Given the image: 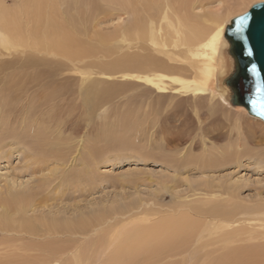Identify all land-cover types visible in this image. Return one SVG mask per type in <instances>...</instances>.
Segmentation results:
<instances>
[{"label": "rangeland", "instance_id": "rangeland-1", "mask_svg": "<svg viewBox=\"0 0 264 264\" xmlns=\"http://www.w3.org/2000/svg\"><path fill=\"white\" fill-rule=\"evenodd\" d=\"M259 1L264 0H136V22L143 28H148L150 16L157 28L165 23L161 12L166 2L173 23L183 20L182 27L177 25L178 38L173 25L165 24L163 30L157 32L160 44L165 43L163 47H151L143 34L137 37L143 47H136V38L128 39L131 44L127 46V41L122 42L116 33L117 28L134 20L130 8H126L125 14L120 10L122 7L112 8L96 0L94 4L106 11L95 13L84 32L78 34L83 47L89 49L80 60H74L78 71L62 70V66L71 63L59 52H38L32 47L23 48V45L6 49L0 44V109H3L0 124L5 120L10 126L22 127L21 130H42L46 139L56 138L51 141L68 154L66 164L50 161L44 170L31 173L28 166L26 168L30 161L23 155L28 152L21 144L3 145L0 147V195L35 189L39 179H48L53 167L57 170L51 175L60 180L62 174L86 169L79 176L81 182L83 176V181L86 180L81 193H71L64 188L71 194L48 199L44 211L39 203L28 212L29 216L40 217V212L46 215L51 208L52 212L60 210L64 220L89 217V232L81 236L78 243L56 240L58 245L67 248L66 258L59 264H264V253L254 258L242 253L222 256L234 246L264 244V216L257 217L264 211V146L260 151L257 137L249 136L252 120L264 123L247 114L249 120L240 119L235 126L238 112L231 109L233 106L228 101L230 107H223L217 96H212L217 91V80L229 70L227 57L223 53L224 56L219 54L217 60L205 61L198 53L188 52L179 37L182 34L183 39L187 36L194 40L198 31L206 38L218 27L224 30L229 19ZM16 6L15 0H0V9L16 13ZM133 54L150 56L161 63L162 67L151 65L149 71L166 75L165 89L123 79L124 73L137 72L128 66L134 56L126 55ZM88 74V80L82 82ZM199 76L202 85L198 90L193 80ZM176 78L181 79L179 84ZM87 93L89 104L85 105L83 97ZM49 145L47 149L52 148ZM225 149H230L229 161L223 153ZM257 164L262 165L258 172L255 170ZM226 186H231L229 198L232 202H238L242 210L246 205L244 218L232 228L257 237L248 243L223 240L211 245L207 243L208 235L217 237L222 229L208 224L212 229L207 228L203 233L200 247H192L194 235L209 221L204 218L205 213L195 214L193 209H204L215 202L222 206L227 195L222 189ZM257 204H263L259 211H255L259 209L255 208ZM75 208L77 212H73ZM239 215L242 216L239 213L237 217ZM193 223L196 228L189 237V226ZM216 226L217 233L213 231ZM172 229H177L172 243L164 242L172 235L168 233ZM165 234L168 236L164 237ZM39 239L44 242L47 238ZM10 240L9 233L0 231V264L49 262L43 256H51L47 250L41 251L42 255L35 251L30 252L34 256L26 255L22 248L14 250L19 244L24 247L26 240L15 242L17 244ZM217 244L220 248L215 252ZM76 248L81 251V257L72 262L68 259Z\"/></svg>", "mask_w": 264, "mask_h": 264}, {"label": "bare ground", "instance_id": "bare-ground-1", "mask_svg": "<svg viewBox=\"0 0 264 264\" xmlns=\"http://www.w3.org/2000/svg\"><path fill=\"white\" fill-rule=\"evenodd\" d=\"M15 1L17 3V6H16L17 12L16 13H11V12L7 11V9H5V10L0 9V44L6 49H8L7 46L20 47L23 45V48L24 47H30V48L32 47V48H34V50H37L38 52H39V50L41 52H44L42 50H46L47 52L53 51V53L59 52V53L63 54L66 58H68L69 62L71 63V64H67V65L62 66V70L78 71L79 67L76 66L74 60L75 59L80 60L79 58H81L86 53L88 54V52H89L88 47H83V45H82L83 43L81 42V39L78 37V34L80 32H84L83 29L86 27L87 23L89 24V20H91V18L95 15V13H100V12L102 13L104 11L103 8H101L100 6L97 7L96 4H94L96 0H15ZM101 1H103L106 5H108L109 7H112V8L116 7V6H118V8L122 7L120 10H124L123 13H125V14L127 13L126 8L129 7L130 10L132 11V13L134 14V20L132 21V23H130L129 25H126L125 27H119L116 30L117 36L121 37V41L122 42L127 41V44H126L127 46H129L131 44V42L129 40L135 39V38L137 39V37H141L140 35L143 34L145 37L146 36L148 37L147 38L148 44L151 47L160 46V45L163 47L165 43H163V45L160 44V42L158 40V39H160L159 38L160 36L158 35L157 32H161L163 30V28L165 27L164 26L165 24H166V26H169V27H172V25H173L172 29H175V32H176L175 36L176 37H177V34L180 33L179 26H177V25H180V27H182L183 20L181 19L178 21L179 18H177V21H178L177 24L173 23V21L169 18V5L167 2H166V7L161 12L162 20H164L165 23L163 25L159 24V26L157 28L154 24L153 17L150 16L149 22L147 23L148 28L146 26H144V28H143L142 26L138 25V22H136L138 20L137 13H136V10L134 7L136 0H101ZM105 4L103 7H106ZM107 11H109V10H107ZM101 15H103V14H101ZM106 15L107 14H105L104 16H106ZM231 19L228 20L227 24L225 25L224 30L222 29V27H218V29L214 33H212L211 35H208L209 33H207L208 36L206 38H202L203 36L201 34V31H198V34L195 33L196 36H194V40H192L193 38H191V40H190V38H187V36H185L183 39L182 34L179 37H181V41H180L181 44L183 41L185 42V49L188 52L198 53L200 55V57L205 59V61L217 60V56L219 54L221 56L225 55L227 57V59L229 61V70L221 79L217 80V86H216L217 91H215V93L213 92L214 94L212 93V96H217V98L220 100V103H222L223 107L226 106L227 108H229L230 107L229 103H230L233 106V107H231V109L235 112H238L237 116H236V120H235V126H236L237 122H239L240 119L241 120L248 119L245 116L247 114H248L247 116L252 118V119H255V117L251 116L247 112L246 108L243 105L234 104L231 101L233 92H232V88H231L229 80L233 76V74L235 73V63H234V59L231 55V52L229 51L230 43L227 40V37L224 36L225 29H226L227 25L230 23ZM217 25H216V27H217ZM176 26L178 28H176ZM144 31L147 34H145ZM181 31H182V28H181ZM105 34H103V35L107 36ZM110 37H112V35H110ZM102 38H105V37H102ZM139 41H140V39H137L135 46L136 47H138V46L143 47V44L141 45V43H139ZM140 42H142V41H140ZM176 48L180 49L181 47L180 48L176 47ZM6 49H4V50L6 51ZM158 50H160V49H158ZM178 51H180V50H178ZM223 53H224V55H223ZM126 56H129V57L134 56V57H132L131 62L128 61L129 62L128 66L136 69L137 72H130V73H127L126 75L124 73L123 79L125 78L128 80H132V81H134V83L135 82L143 83L145 85L152 86V87H155L157 89H165L166 84H165L164 78L166 75L163 76V73L160 74V72H158V71L157 72L154 71L153 73L152 72L150 73V71H149L152 68L151 65H154L155 67H162L160 62H159L160 63L159 64L157 61L153 60L150 56H145V55H139V54L134 55L133 54V55H126ZM146 69H148V70H146ZM158 69H160V68H158ZM172 77H174V76H172ZM88 78H89V74H88V76H86L83 79L82 82L87 81ZM170 78H171V76H170ZM176 81L177 82L181 81V79L176 78ZM176 81H175V83H176ZM201 81H202V78L200 79V76H199V78L195 77V79L193 80V84L195 85V88L198 90L201 89V85H202ZM178 84H179V82H178ZM85 91L87 92V90H85ZM83 102L85 103V105L89 104V93H87L86 96L83 97ZM235 106H237V107L234 108ZM2 112H3V109L1 107L0 116H1ZM40 112H41V110H40ZM37 115H40V113ZM25 118H26V116H25ZM252 122L254 124L249 127V136H251L253 139H255L257 137L256 141H257L259 147L262 148L260 151H263L264 125L263 124L261 125L260 123H257L254 120H252ZM263 123H264V121H263ZM257 125H258V127H257ZM21 128L22 127H20V126H10L4 120L3 125L0 124V147H2L5 144H9L10 142H13L15 144H21V146L25 149V151L28 152L27 154L25 152H23V155L25 158L28 157V162L30 161L29 165L27 163L26 168L28 166L31 173L32 172H40V171L44 170L47 167V164L51 163L52 161H54V162L56 161V163H59L60 165L66 164V162L68 161L67 160V158H68L67 157V155H68L67 151L63 153L62 150L60 149L61 147L56 145L57 144L56 142L51 141V140H54L56 138L50 137V138L46 139V136L44 135V132L42 130H34V129L30 128L29 131H27V130H25L26 128L23 130H21ZM23 131H27V133L25 135L21 134ZM253 132H255V134H257V135L256 136L253 135L252 134ZM49 144H51L52 148L47 149V145H48V147H50ZM236 147H237V150H239L238 144ZM205 149H206V147H205ZM233 149H235V148H233ZM64 150H67V149H64ZM229 151H230V149L223 150V153L226 154L227 161H229V159L231 158V156L229 155L230 154ZM233 153H235V152H233ZM207 158L209 160V157H207ZM209 161L208 162L206 161V163H209ZM235 162L238 163L239 161L235 160ZM82 163L86 164L83 161H82ZM216 164H217V162H216ZM257 165L255 167V170H257V172H258V171H260L262 165H258V166ZM56 166H57V164H56ZM205 166H206V164H205ZM208 167H209V165H208ZM55 170H57L56 167L55 168L53 167L52 169L49 170L50 175L47 176L48 179H39L38 183H36L35 189L32 188V189H28V190L10 191L8 193H5L2 196L0 195V208L2 209V211L0 213V231H4L6 233H9V235L11 237V240H10L11 242L14 241V243H15L18 241L20 242V241L26 240L24 247L21 244H19V246L14 247V250L22 248V250L24 251V254H26V255L27 254L33 255L32 253H30L31 251H33V252L35 251L39 255H42L43 253H41V251L47 250L49 253H51V256H49V258L47 256L48 254L43 255V256L47 257L46 259L49 260V262L46 261V262H48L47 264H59L58 262L60 260H62L67 254V253L65 254V251H66L65 249H67V248L62 247L60 244L58 245L56 243L57 239H64L66 242H69V243H71V242L78 243L81 239V236L84 237L89 232V217H81L80 216L77 218H73V219L69 218V219L64 220L63 219L64 214L61 216L60 210H57L56 212L55 211L52 212L51 208L47 209L48 212L46 215H42V212H40L41 213V214H39L40 217L29 216L28 212L33 211L34 207L37 204L41 203L39 207H42L41 209L44 211V208H45V205H46V202L48 199L55 198V197H57L59 199L61 197H66V196H68V194H71V193H81L83 191V189L85 188V185L82 184V183H85V181H86V180L83 181L84 176L81 178L82 182L79 179V176L81 177L86 172V169L84 167H83V169H81L80 171H77V172L76 171L72 172L70 170L71 172H69L67 174H62V177H63L62 180H60L59 178L55 179V176L51 175V173L54 174L53 172H55ZM57 180H60V181L55 182ZM60 186H61V188L59 189ZM86 186H88V185H86ZM231 186H235V185H231ZM231 186H226L222 189V191L225 192V194H227L226 198L224 199L225 203L222 206L217 205L216 204L217 202H215V203L211 204V206H209V207L206 206L207 208H204V209L202 207L201 208L195 207L193 209L195 214L196 213L197 214L198 213H205L204 218H206V219L209 218V221L205 222V225L203 227L201 226L202 228L199 229L200 231L199 232L197 231L198 233H196L194 235L195 237L193 238V240H191L192 247H194L193 245L200 247L199 242L201 241V239L203 237V233L209 229L208 224L213 225V226H215V225L220 226V228L222 229V233L219 236H217L218 234H216L217 237H215L213 234L214 232L217 233V230H216L217 226L213 228L214 232L211 230L214 237L210 238V235H208L209 239L207 238L208 239L207 243L210 242L211 245L216 244V243H220L223 240H226V241L227 240H231V241H234V240L241 241L242 240V241H245L248 243L253 238L257 237V235L254 236L252 233H249L248 231H245V233H244L243 230H241V229L232 228V225L235 224V222L244 218L243 215L245 214V212L243 210L246 208V205L244 206V209L242 210V207L238 202H232L231 201V199L229 198V196L232 195L231 191L229 190ZM55 188H57L59 190H54ZM64 188L65 189L67 188V190L70 189L72 192L71 193L65 192ZM220 192H221V190H220ZM212 200H214V198L211 199L209 201V203ZM215 201H218V200H215ZM262 206H263V204H261V205L257 204L255 206V208H259V209L258 210L255 209V211H259ZM255 211H253V212H255ZM73 212H77L76 208L73 209ZM253 212H251V213H253ZM239 213L242 214V216L239 215L237 217V215ZM257 215H258L257 216L258 218L263 217L264 211L260 212ZM14 216H16V217H14ZM167 220H169V219H167ZM12 221H14L15 223L12 224ZM199 222H200V220H199ZM196 223H197V219H196ZM225 225H229V227L225 226ZM172 226L174 228V225H172ZM195 226H196V224L194 225V223L189 226V231H188L189 237H190V235L193 236V233H194L195 228H196ZM198 227H200V225ZM210 229H212V228H210ZM218 229H219V227H218ZM221 229H219V230H221ZM249 230L251 231L252 229H249ZM176 232H177V229H172L171 232L168 231V233L172 234V235H170V236L167 235L168 238L164 242L172 243L171 239L172 238L174 239ZM182 233H185L184 229H183ZM189 233H191V234H189ZM61 236L64 238H61ZM167 236L165 234L164 237H167ZM39 237H43V239L47 238L48 240L45 239L46 241L44 240V242H42L43 240H40ZM183 237H185V236H183ZM186 237H188V236H186ZM206 237H205V239H206ZM185 239L187 240V238H185ZM180 241H182V240L180 239ZM187 243H188V241H187ZM228 243H230V242H228ZM15 244H17V243H15ZM200 244H201V242H200ZM110 245H111V243H110ZM187 247H188V245H187ZM218 248H220V244L216 245L214 251L216 252V250ZM222 248L223 247L221 246V249ZM196 249H194V250H196ZM212 249H213V247H212ZM107 250H109V249H107ZM107 250H105V251H107ZM205 250H204V252H205ZM225 250H227V249H225ZM185 251H186V249L183 252H185ZM80 252L77 251V248L74 251L72 250L71 253L69 252L70 258L68 260L71 259L72 262H76L78 260V258L81 257ZM237 253H239V254L242 253L245 257L249 256V257L254 258V256L264 253V244L254 242V243H248L245 246L244 245L243 246H237V247L234 246L233 248H229L226 251V253L222 256H224V257L230 256L231 257L232 255L237 254ZM186 254H187V252H186ZM203 257H204V255H203ZM208 257H209V255H208ZM208 257H206V258H208ZM190 258L192 259V257H190ZM112 259H114V258H112ZM210 259H211V257H210ZM210 259H209V261H210ZM201 260H202V258H201Z\"/></svg>", "mask_w": 264, "mask_h": 264}, {"label": "water", "instance_id": "water-1", "mask_svg": "<svg viewBox=\"0 0 264 264\" xmlns=\"http://www.w3.org/2000/svg\"><path fill=\"white\" fill-rule=\"evenodd\" d=\"M224 36L235 63V73L229 80L231 101L264 121V1L253 3L232 18Z\"/></svg>", "mask_w": 264, "mask_h": 264}, {"label": "snow or ice", "instance_id": "snow-or-ice-1", "mask_svg": "<svg viewBox=\"0 0 264 264\" xmlns=\"http://www.w3.org/2000/svg\"><path fill=\"white\" fill-rule=\"evenodd\" d=\"M254 70V69H253Z\"/></svg>", "mask_w": 264, "mask_h": 264}]
</instances>
